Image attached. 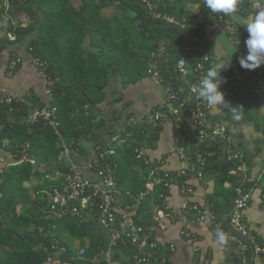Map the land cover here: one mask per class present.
I'll use <instances>...</instances> for the list:
<instances>
[{"label": "crops", "instance_id": "0c3cea01", "mask_svg": "<svg viewBox=\"0 0 264 264\" xmlns=\"http://www.w3.org/2000/svg\"><path fill=\"white\" fill-rule=\"evenodd\" d=\"M131 1L144 6L147 17L148 14L150 17L149 6L145 1ZM165 1L178 8L179 21L189 26L192 24L198 30V51L201 57L208 55L215 60L220 56L225 69L231 58L230 65L221 73L224 80L221 91L233 107H240L238 111L241 119L234 120L227 111L209 110V122L224 131L221 136H210L201 141L193 133L196 128L191 118L192 106L187 103L185 107L179 108L178 113L173 112L176 116H171L173 114L170 107H167L168 116L160 126L154 128L150 119L165 102L167 93L166 85L155 75L157 72L162 76L161 57L160 64H157L155 58L150 59L147 74L135 83L125 84L122 75L110 73L106 98L88 110L93 119L90 136L82 139L78 147L61 136L58 141L70 145L68 155H59L55 161L47 164L32 160L33 174L25 182L27 194L31 195L32 201H23L21 210L38 212L48 226L46 235H52L58 242L64 240L69 243L77 260L99 261L97 255L99 249L103 248L110 251L112 264L128 261L129 249L123 245L113 246L111 231L93 218L89 211L80 216L64 215L60 218L47 213L52 189L64 182L67 168L72 162L83 167L85 176L96 178L90 165L98 158L97 145H101L104 150H116L114 176L123 194L129 193L124 198L126 201H132L141 190L150 189V193L140 199V210L147 223L152 224L153 215L163 209V202L170 206L173 217L171 215L165 219L166 230L157 233L160 244H173L175 247L172 252L161 251L168 258V264H251L253 260L254 264H264V255L256 256L252 247L241 254L234 242L229 241L225 246L217 244L212 228L199 220L196 212L188 210L191 204L197 203L210 207L219 219L223 215L222 219L230 222L229 209L234 205V190L237 186L247 188L251 197L244 211V223L256 236L257 243H264V65L257 68L261 71V76H258L256 69H244L239 63L240 58L247 54L245 41L248 33L245 22L256 11L264 9V0H239L236 11L225 15L226 18L237 21L236 34H231L225 21L219 19V15L223 13H211L203 0ZM73 2L80 6L82 0ZM244 4L249 6V12H242ZM254 5H258L259 9ZM109 7L111 9L108 11L102 9L107 16L116 11L114 5ZM197 7L199 9L195 11ZM4 16L8 20L13 19L8 12L0 16V19ZM23 17L25 20L26 16ZM167 24L170 23L167 22L166 27L172 28L180 25ZM167 38H170L169 33ZM28 44V40L17 44L18 56L22 60L18 70L10 72L7 69V56L1 59L0 87L20 95L28 109L34 106L32 95L47 106L52 105V81L34 64ZM163 54H167L163 59L164 68V60L169 52H161L160 55ZM210 65L206 64V71ZM191 71L189 70L190 73ZM190 78L186 77L188 84L191 83ZM187 92L188 90L183 94L189 98ZM182 108L183 112L180 110ZM181 131L186 132L185 143L179 146ZM56 132L59 133V129ZM138 153H142L147 161L138 159ZM233 154L238 157L231 158ZM201 158L204 159L201 177H183L179 183L167 188L163 193L164 198L161 195L157 197L155 187L159 183L160 172L176 173L178 170L188 169L195 166ZM12 161L9 162L14 163ZM1 165L3 164L0 163V167ZM185 181L193 188V193L189 196L183 192L182 185ZM163 211L167 212L165 209ZM46 225L40 226V231ZM81 249L85 250L84 254L80 253ZM60 254L59 251L56 252L54 260L49 264H66L61 261Z\"/></svg>", "mask_w": 264, "mask_h": 264}, {"label": "trees", "instance_id": "16d2710c", "mask_svg": "<svg viewBox=\"0 0 264 264\" xmlns=\"http://www.w3.org/2000/svg\"><path fill=\"white\" fill-rule=\"evenodd\" d=\"M149 1L156 5V17L152 13L147 17L146 8L131 0H82L80 6L73 0L10 2L8 13L13 19L3 25V30L16 37L12 40L7 35L0 36V61L6 52L18 56L17 44L29 41L28 51L45 63L44 74L52 81V105L57 107L60 126L57 133L43 123L30 125L26 106L0 103V155L4 157L0 167V264H47L55 248L60 249L63 263L105 264L103 260H77L73 248L62 237V242H58L46 235L48 226L38 212L21 210L23 201H32L25 182L33 174L32 160L47 164L59 157L64 148L63 141H58L61 136L75 147L90 136L93 119L88 110L106 98L110 73L122 75L125 84L135 83L147 74L150 59L155 58L160 64L161 52H169L164 60L162 83L184 93L188 90L186 77H191L190 82L195 80L192 72L182 75L176 63L186 55L183 51L177 53L185 45L188 33L198 41L192 43L186 61L195 66L201 59L198 30L192 24L166 27L163 16L179 19L178 8L165 0ZM111 5L116 8L115 14L107 16L102 9ZM248 8L244 4L242 12H249ZM4 13L5 7L1 6L0 16ZM159 40H163L165 51L158 50ZM31 101L34 106H47L35 95ZM194 132L196 135L197 130ZM185 135V131L180 132L179 146L185 143ZM166 190L160 182L155 194L159 197ZM80 211L87 213L83 208ZM44 224L45 229L40 231Z\"/></svg>", "mask_w": 264, "mask_h": 264}, {"label": "built area", "instance_id": "2783aa9c", "mask_svg": "<svg viewBox=\"0 0 264 264\" xmlns=\"http://www.w3.org/2000/svg\"><path fill=\"white\" fill-rule=\"evenodd\" d=\"M13 0H0V8L5 7V13L10 8V2ZM149 6L150 13L153 17L157 16L156 5L149 0H145ZM163 18L172 24H180L181 27H186L176 17L168 14ZM219 19L225 21L227 29L231 34H236L238 31V23L236 20L226 18L225 15L220 14ZM7 35L10 39L14 40L15 35L13 33L0 34L1 37ZM198 41V38L191 33H188L186 43L183 47V52L186 53L185 57L178 60L176 68L182 75L186 77L189 70L194 75V81L188 84L187 98L178 88L172 85H166V99L160 109L151 117L150 121L154 128L160 126L162 121L168 116L167 107H170L172 114L178 113L179 108L185 107L187 103L192 106L191 118L193 124L197 130L196 138L203 140L208 137H217L223 134L221 127L213 126L208 120L209 109L202 99H197L196 93L193 89L198 85L201 77L206 73V64H211L214 59L208 55H203L195 66L188 65L186 58L191 55L192 43ZM158 50L165 51V46L162 41L158 42ZM157 54H153L155 57ZM4 56H7V69L13 72L17 67L22 64V60L15 54H9L6 52ZM3 56V57H4ZM34 64L44 72L46 65L38 59L33 60ZM1 64V61H0ZM158 64V63H157ZM157 69V66H155ZM257 75L261 76V71L256 69ZM152 73V70H149ZM155 75L161 80L159 73L155 72ZM0 103L2 104H14L18 103L22 106H26L23 98L10 90L0 87ZM133 119H131V122ZM27 122L30 125H37L43 123L44 127H51L57 129L60 126V122L57 119V107L54 105L45 107L30 106L28 109ZM64 148L60 152L61 156H66L70 152V145L63 144ZM99 151L98 158L90 165L95 171L96 178H89L84 175L83 167L72 162L68 166L67 173L65 174L64 182L61 185H57L52 189V193L49 197L48 214L53 217H62L64 215L80 216L82 213L81 208L84 210L93 211L90 215L108 228L111 233V243L113 246L123 245L129 249V259L126 262L120 264H168V258L162 254L161 251L169 250L174 251L173 244L165 245L160 244L157 238V233L165 231L167 228L165 219L170 217L173 212L170 210V206L163 202V209L157 211L153 215V222L149 224L144 219L140 210V199L150 193V189L145 188L140 191L138 196L132 201H126L124 198L126 195L120 190L117 181L114 176L115 161L114 156L116 150L113 148L104 150L101 145H97ZM237 154H233L231 158H237ZM138 159L147 161L142 153L137 154ZM4 161V157L0 155V163ZM204 165V159H199L197 164L188 169L178 170L176 173L169 171L160 172V182L164 183V186L169 188L172 184L179 183L181 178L191 177L197 175L201 177L203 175L202 167ZM159 172V171H158ZM157 172V173H158ZM183 192L189 196L193 193V188L185 181L183 183ZM235 200L231 209V225L242 234L247 237V240L236 234L231 229H225L222 222L219 220L217 213H215L210 207L200 206L197 203L191 204L188 207L189 211H194L197 214V218L202 220L208 226H210L215 233L217 228L225 231L229 236V241L238 245L241 254L251 250V244L254 246V254L256 256L264 255V243L258 244L256 236L248 229L244 223V211L249 205L251 192L242 186H237L234 190ZM164 198V194H161ZM167 210L164 212L163 210ZM251 243V244H250ZM54 248V247H53ZM55 248L53 255L49 257L47 263H51L54 260L56 251ZM85 250L81 249L80 253L84 254ZM98 260H103L105 264H112L111 254L108 249H99ZM72 264V263H66Z\"/></svg>", "mask_w": 264, "mask_h": 264}, {"label": "clouds", "instance_id": "9594fccd", "mask_svg": "<svg viewBox=\"0 0 264 264\" xmlns=\"http://www.w3.org/2000/svg\"><path fill=\"white\" fill-rule=\"evenodd\" d=\"M203 4L211 13L229 15L236 11L239 0H203ZM254 7L259 9L258 5H254ZM198 9L197 7L195 11ZM245 23L248 33L245 41L247 54L240 58L239 63L244 69L255 70L264 65V9L256 11L254 16ZM230 63L231 58L229 59L227 68ZM226 69L223 58L217 56L193 91L196 93L197 99H202L209 110L213 112L227 111L234 120L239 121L241 119L238 111L240 107H233L226 101L225 94L221 91V85L224 83L221 73ZM215 239L217 244L225 246L228 243L229 236L225 231L217 228Z\"/></svg>", "mask_w": 264, "mask_h": 264}, {"label": "water", "instance_id": "95a60500", "mask_svg": "<svg viewBox=\"0 0 264 264\" xmlns=\"http://www.w3.org/2000/svg\"><path fill=\"white\" fill-rule=\"evenodd\" d=\"M136 2V1H135ZM109 9H111V7H107V8H104V10H109ZM148 17H149V14H148ZM167 26H177V25H175V24H167ZM182 51H183V48L177 53V54H180V53H182ZM166 55L167 54H163L162 56H161V59H162V63H161V71L163 72V59L166 57ZM225 157H227V153H225ZM234 204V203H233ZM229 210H231V209H229ZM223 218V215H221L220 216V221H223L225 224H226V226L229 228V229H231L232 231H234L236 234H238L239 236H241L242 238H244L245 240H247V241H249L248 239H247V237H244L242 234H240L239 232H237V230L231 225V223L230 222H228V221H226V220H224V219H222ZM251 244V243H250ZM251 247H252V249L254 250V246H253V244H251ZM254 261L255 260H253L252 262H251V264H254Z\"/></svg>", "mask_w": 264, "mask_h": 264}, {"label": "rangeland", "instance_id": "374dc122", "mask_svg": "<svg viewBox=\"0 0 264 264\" xmlns=\"http://www.w3.org/2000/svg\"><path fill=\"white\" fill-rule=\"evenodd\" d=\"M8 23V18L7 17H3V19H0V34H3V33H5L4 31L5 30H3L5 27L3 26V25H5V24H7ZM1 26H2V28H1ZM48 128H51V127H48ZM59 129V128H58ZM55 131H57V129H54ZM52 143H54L53 141H51V145H52ZM56 145V144H55ZM43 177V176H42ZM41 177V178H42Z\"/></svg>", "mask_w": 264, "mask_h": 264}]
</instances>
